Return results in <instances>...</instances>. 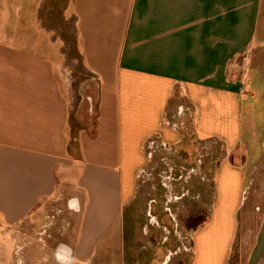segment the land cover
Returning <instances> with one entry per match:
<instances>
[{
	"label": "crops",
	"instance_id": "obj_1",
	"mask_svg": "<svg viewBox=\"0 0 264 264\" xmlns=\"http://www.w3.org/2000/svg\"><path fill=\"white\" fill-rule=\"evenodd\" d=\"M70 11L84 66L99 85L95 126L75 140L59 61L0 43V264L104 261V245L139 189L150 140L183 141L167 116L182 115L197 136L221 138L233 150L239 137L227 136L236 133L252 70L264 100V0H70ZM227 161L188 264H229L245 232L252 238L246 264H264V184L241 224V200L228 222L219 218L223 170L238 172ZM65 200L79 222L76 237L19 259L22 228Z\"/></svg>",
	"mask_w": 264,
	"mask_h": 264
},
{
	"label": "rangeland",
	"instance_id": "obj_2",
	"mask_svg": "<svg viewBox=\"0 0 264 264\" xmlns=\"http://www.w3.org/2000/svg\"><path fill=\"white\" fill-rule=\"evenodd\" d=\"M40 1L0 0V43L25 48L54 63L59 61L58 71L64 78L71 110L69 136L75 140L81 131L90 132L95 126L97 77L84 66L70 0H46L43 6ZM254 81L252 70L242 96L236 133L227 136L224 132L230 141L239 137L232 144L233 150L221 138L208 136L204 140L197 136L182 115L167 116L171 126L181 128L183 141L176 147H165L157 137L150 140L148 163L137 180L139 189L123 209L110 235L112 243L109 240L104 245L106 259L94 264H188L196 259L193 232L210 219L217 196V171L220 172L223 161L228 160L238 172L232 175L229 167L223 170L219 181V218H227L232 204L241 200L236 217L242 223L251 204L257 201L255 187L264 184V100L255 92ZM254 98L257 99L253 104ZM222 129L219 127L220 135ZM38 216L31 228H22L19 233L22 237L17 241L16 256L22 261L25 250L35 248L36 252L48 253L58 243L71 242L76 237L79 222L66 200L48 204ZM242 236L233 246L229 264L247 263L252 238L246 232ZM9 240L7 236L6 241ZM195 249L200 254L198 245ZM169 252L173 254L165 258ZM47 264L58 263L50 260Z\"/></svg>",
	"mask_w": 264,
	"mask_h": 264
},
{
	"label": "built area",
	"instance_id": "obj_3",
	"mask_svg": "<svg viewBox=\"0 0 264 264\" xmlns=\"http://www.w3.org/2000/svg\"><path fill=\"white\" fill-rule=\"evenodd\" d=\"M174 127L176 128V127H177V125H174Z\"/></svg>",
	"mask_w": 264,
	"mask_h": 264
},
{
	"label": "flooded vegetation",
	"instance_id": "obj_4",
	"mask_svg": "<svg viewBox=\"0 0 264 264\" xmlns=\"http://www.w3.org/2000/svg\"><path fill=\"white\" fill-rule=\"evenodd\" d=\"M67 262V261H66Z\"/></svg>",
	"mask_w": 264,
	"mask_h": 264
}]
</instances>
